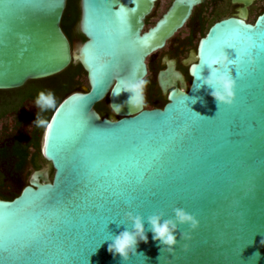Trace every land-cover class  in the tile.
<instances>
[{
	"label": "water",
	"instance_id": "95a60500",
	"mask_svg": "<svg viewBox=\"0 0 264 264\" xmlns=\"http://www.w3.org/2000/svg\"><path fill=\"white\" fill-rule=\"evenodd\" d=\"M155 1L78 0L85 39L71 44L61 27L67 0H0V90L76 63L88 81L66 94L43 126L38 151L45 163L16 196H0V264H264V50L253 49L255 63L241 66V75L230 65L233 105H218L207 86L197 89L203 59L233 29L260 41L264 11L247 20L253 0H233L243 4L240 13L213 22L182 60L189 85L164 55L157 80L167 101L130 112V94L115 96L113 86L144 78L147 58L201 0H174L145 28ZM224 52L235 58L234 49ZM105 97L109 107L124 105L114 118L94 108ZM176 207L195 215L199 227L179 225L172 252L161 251L150 230L127 261L108 251L112 237L131 228L127 212L143 216L148 229V216L172 218Z\"/></svg>",
	"mask_w": 264,
	"mask_h": 264
},
{
	"label": "flooded vegetation",
	"instance_id": "af4514ba",
	"mask_svg": "<svg viewBox=\"0 0 264 264\" xmlns=\"http://www.w3.org/2000/svg\"><path fill=\"white\" fill-rule=\"evenodd\" d=\"M68 1L69 0H67V4ZM173 1L174 0H156L153 10L145 19V28L153 25L155 21L168 9ZM261 2H264V0H253L250 5L247 6V20H249L253 15L257 16L259 13L264 11V9H261V7L259 6ZM242 6V3L235 2L233 0H201L199 3L193 6L189 17L187 18L183 26L179 28L174 33V35L166 41L162 49L157 50L147 58V74L144 78L150 81L145 90L148 108L162 107L163 104L167 101L166 95H163L157 80L158 71L165 68V63L162 62L163 56L166 55L169 59H173L175 61V68L179 72H181L184 77L185 83L188 86L191 80V76L188 71L189 63L183 64L182 60L188 58L191 53L195 52L197 41L201 36L205 35L206 31L208 30L210 25L213 24V22L228 16L238 15ZM77 11L78 17L73 21L68 20L64 22V15L61 21V27L71 44H73L75 40L83 41L85 39L83 34L79 31V29H77L79 6H77ZM155 17V21L152 24H149L150 20ZM211 20L212 22L209 23V21ZM197 35L198 39L196 41ZM71 65L77 67V73L75 76V79L78 83L77 89H81L83 86H88L86 72L84 71L80 63L70 64L69 66ZM30 81L36 80H29L24 85H26ZM176 84L178 87H180L179 81H177ZM2 91L5 90H0V92ZM29 101H35V99L27 98L25 99L21 107L11 109L5 114L0 113V121H7L9 119H12L13 121L11 125L13 133L9 134V136L11 135L10 140H2V142H0V189L5 184V173L3 172L2 166L5 167L6 172L10 173V176H19L23 173L27 164L32 165L34 153L36 161L40 163V167L45 163L37 148L34 145L29 144V139L31 138L33 133V116L39 109L38 107H36L33 111L32 116L25 113L22 108L25 102ZM2 103L3 101L0 99V105ZM94 108L99 112V114H101V116L114 118V114L109 107L107 97L96 102ZM29 123L31 124L30 130H21V127H23V125L29 126ZM19 146L26 147V154L24 155L25 165L20 171L14 169V164L17 160V156L11 153L14 147ZM2 149H6L9 155H3L1 153ZM34 169L37 168H33V170ZM51 172H53L52 169L49 170L50 176L52 175ZM15 190H11L10 192H15Z\"/></svg>",
	"mask_w": 264,
	"mask_h": 264
},
{
	"label": "clouds",
	"instance_id": "9594fccd",
	"mask_svg": "<svg viewBox=\"0 0 264 264\" xmlns=\"http://www.w3.org/2000/svg\"><path fill=\"white\" fill-rule=\"evenodd\" d=\"M254 41L251 37L244 38V47L240 50H235V58L230 59L224 52L217 56L212 57L208 62L204 63L201 67L200 74L197 79L200 80L199 89L202 86H207L212 91L210 95L215 99L218 105L234 104L236 98L237 81L232 75L231 66L237 69L245 62L249 64L255 63V60L249 49L253 48ZM207 66V76L202 75L204 66ZM238 75V73H237ZM150 81L146 78H140L137 80H129L124 78L122 81L117 82L113 86L112 94L119 96L122 92L129 93V99L125 101L130 108V112L133 109H143L147 107V101L145 96V90ZM120 86L117 91V86ZM195 103V100L194 102ZM35 105L43 112L48 109H54L57 106L55 94L52 91H40L35 99ZM124 105H110L114 115L119 114ZM58 110V109H57ZM99 118V117H97ZM35 123L37 126H45L46 121L36 117ZM174 216L172 218H164V214H152L147 217V224L150 226L145 228V218L139 214H133L127 212L125 214V221L131 225V228H126L118 235L113 236L111 243L108 244V251L114 256H119L122 261H127L130 254H137V247L139 242L143 241L147 243L148 236L147 231L152 232V238L157 241L159 245H162L161 251L166 247L169 252L174 250V246L178 244V230L179 225H189L191 229L195 230L199 227V220L195 215L188 213L185 209L176 207L173 209ZM180 238L190 239V236L181 232ZM187 250V245H185ZM259 257V252L253 254Z\"/></svg>",
	"mask_w": 264,
	"mask_h": 264
},
{
	"label": "trees",
	"instance_id": "16d2710c",
	"mask_svg": "<svg viewBox=\"0 0 264 264\" xmlns=\"http://www.w3.org/2000/svg\"><path fill=\"white\" fill-rule=\"evenodd\" d=\"M78 1L77 0H69L68 4L66 6L65 12H64V22L71 20L73 21L75 18L78 17V11H77ZM253 21V20H251ZM77 73V67L75 66H69L64 71H62L59 74H56L52 77H50L49 84L46 83L45 85H42L39 83V81H30L23 87L19 92L16 91H10L8 95H5V98L3 103L0 105L1 114H5L11 109H16L21 107L25 99H36L40 91H52L55 94L56 102H58L69 92L74 91L78 88L77 80L75 79ZM32 83V84H30ZM53 109H48L46 111H41L38 109L36 113L33 116V133L31 138L29 139V144L34 145L37 150L39 148V135L42 131L43 126H37L35 123L36 117L39 116V118L45 120L47 122L51 112ZM1 153L3 155H9V153L6 151V149H2ZM13 155L17 156V160L14 164V169L20 171L24 165V155L26 154V147L25 146H19L14 147L12 149ZM33 168L40 167V163L36 161L35 159V153L32 160ZM17 192H9L7 194H1V197L5 199H11L14 196H16Z\"/></svg>",
	"mask_w": 264,
	"mask_h": 264
},
{
	"label": "rangeland",
	"instance_id": "374dc122",
	"mask_svg": "<svg viewBox=\"0 0 264 264\" xmlns=\"http://www.w3.org/2000/svg\"><path fill=\"white\" fill-rule=\"evenodd\" d=\"M259 6L261 7V9H264V2H261ZM255 16L256 15H253L249 20L250 21L254 20ZM155 19H156V17L151 19L149 24H152L155 21ZM211 22H212V20L209 21V23H211ZM197 39H198V35L196 37V41H197ZM50 79L51 78L49 77V78L40 79V80H36V81H39V83H41L42 85H45L46 83L49 84ZM30 84H32V83H30ZM21 89H22L21 87H18V88H15L13 90L16 92H19ZM13 90L10 89L7 91L5 90V91L0 92V99L2 101H5L4 100L5 95H8L10 93V91L12 92ZM36 107L37 106L35 105V101H29V102H25L22 109H23V111H25V113H27L28 115L30 114V116H32L33 111ZM12 123H13L12 119H9L7 121H5V120L0 121V142H2V140L3 141H9L10 140L11 135L9 136V134L13 133V130L11 127ZM21 128H22L21 130H23V131L24 130L28 131L31 129V124L29 126L23 125V127H21ZM42 130H43V128H42ZM41 133H42V131H41ZM41 133L39 135V142H40V138H41ZM2 168H3V172L5 173V176H4L5 177V184L3 185V187H1L0 194H7L11 190H15V189H16L15 192L18 193L20 191V189L23 187V185H25L27 183L28 177L33 170L32 165L27 164L25 166V169H24L22 174H20L19 176H15V175L10 176V173L6 172L5 167L2 166Z\"/></svg>",
	"mask_w": 264,
	"mask_h": 264
},
{
	"label": "snow or ice",
	"instance_id": "6c2138e0",
	"mask_svg": "<svg viewBox=\"0 0 264 264\" xmlns=\"http://www.w3.org/2000/svg\"><path fill=\"white\" fill-rule=\"evenodd\" d=\"M122 12H123V9H122ZM121 23L122 24L126 23V18L124 16H121ZM238 23H239V25H243L242 22H238ZM240 28L241 27L233 29L229 34H227L219 42V44L217 45L216 54L214 56H217L219 54L224 53V49L225 48H230V49H234V50H237L238 51L242 47H244V38L245 37H251V36L245 35L243 32H241ZM252 40L254 41V45L255 46L253 48L249 49V52L251 53V55L253 54V49H261V50H264V36L261 37L260 41H256L253 38H252ZM210 59L209 58L203 59L202 64H201L200 67H202L203 64L206 63V62H208ZM245 63H247V62H245ZM245 63L242 64V65H240L237 68L238 75H241V72H242L241 71L242 70L241 66L245 65ZM122 80L123 79H121V81ZM119 88H120V86L118 85L116 90L119 91ZM51 127H52V125H49V128H51ZM4 219H5L4 214L3 213H0V221H2ZM4 250H5L4 245L2 243H0V251H4Z\"/></svg>",
	"mask_w": 264,
	"mask_h": 264
}]
</instances>
